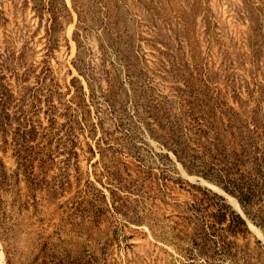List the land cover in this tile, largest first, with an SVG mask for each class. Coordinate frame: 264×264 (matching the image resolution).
<instances>
[{
	"label": "rangeland",
	"instance_id": "obj_1",
	"mask_svg": "<svg viewBox=\"0 0 264 264\" xmlns=\"http://www.w3.org/2000/svg\"><path fill=\"white\" fill-rule=\"evenodd\" d=\"M0 80L2 264H264V0H0Z\"/></svg>",
	"mask_w": 264,
	"mask_h": 264
},
{
	"label": "trees",
	"instance_id": "obj_2",
	"mask_svg": "<svg viewBox=\"0 0 264 264\" xmlns=\"http://www.w3.org/2000/svg\"><path fill=\"white\" fill-rule=\"evenodd\" d=\"M12 101V94L9 93V90L4 87L0 80V134L2 138V142L5 144L6 139L5 136L7 134V127L10 126V123L13 120V117L8 112L9 106ZM22 127H25L24 125ZM24 129V128H23ZM20 129H18V140H16V143L18 144V147L23 146L25 150L18 149L16 156L18 159V166L16 168L17 172L19 170L24 175L25 180H27L28 184L30 186L33 185V183H36L32 178H29V172L26 165V157H27V151L25 148L26 142H28L27 136L29 134V131L24 129L22 132ZM22 152L24 154H22ZM223 189L234 196L240 205L244 207V205L247 203L245 200L241 197L243 192V186L242 184H236L233 183V188H229L228 186H222ZM31 188V187H30ZM248 188V187H247ZM56 194L53 193L52 196ZM213 195L221 202L219 206L217 207V212L215 214H210L209 218L211 220V224L209 225V228L207 226V230H210L211 235H218L216 236L218 240L221 241L222 245L220 246L223 253H231V246L228 243H225V240L229 236H239L241 238H245L247 235L250 234V231L248 229L246 221L242 218V216L234 211L229 204H227L226 200L215 193ZM251 194L245 195L246 201H249ZM192 208H194L195 211H201L203 207L202 203H198V205H192ZM245 210V209H244ZM216 228V229H215ZM257 243H259L257 241Z\"/></svg>",
	"mask_w": 264,
	"mask_h": 264
},
{
	"label": "bare ground",
	"instance_id": "obj_3",
	"mask_svg": "<svg viewBox=\"0 0 264 264\" xmlns=\"http://www.w3.org/2000/svg\"><path fill=\"white\" fill-rule=\"evenodd\" d=\"M221 192H222V191H221ZM225 196L228 198V201H229V203L232 205L233 209H235V210H236L237 212H239L242 216H244V214L242 213V210L240 209V206L238 205V202H237L234 198H232V197H230V196H228V195H226V194H225ZM247 222H248V224H249L250 229L253 230V231H256V232H257V229L254 228V227L250 224L249 221H247ZM263 240H264V238H263ZM0 264H2V255H1V253H0Z\"/></svg>",
	"mask_w": 264,
	"mask_h": 264
}]
</instances>
